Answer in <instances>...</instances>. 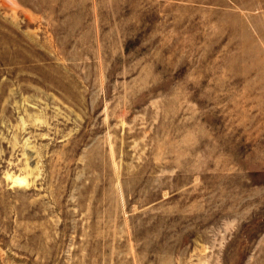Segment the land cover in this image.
I'll return each instance as SVG.
<instances>
[{"label":"rangeland","instance_id":"374dc122","mask_svg":"<svg viewBox=\"0 0 264 264\" xmlns=\"http://www.w3.org/2000/svg\"><path fill=\"white\" fill-rule=\"evenodd\" d=\"M0 264H264V0H0Z\"/></svg>","mask_w":264,"mask_h":264}]
</instances>
